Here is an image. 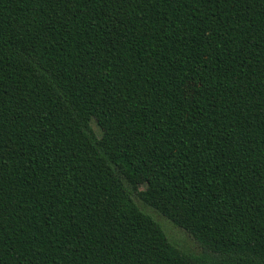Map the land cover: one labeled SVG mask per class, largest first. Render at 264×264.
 I'll return each instance as SVG.
<instances>
[{"label": "trees", "instance_id": "1", "mask_svg": "<svg viewBox=\"0 0 264 264\" xmlns=\"http://www.w3.org/2000/svg\"><path fill=\"white\" fill-rule=\"evenodd\" d=\"M0 264H264V0H0Z\"/></svg>", "mask_w": 264, "mask_h": 264}, {"label": "rangeland", "instance_id": "2", "mask_svg": "<svg viewBox=\"0 0 264 264\" xmlns=\"http://www.w3.org/2000/svg\"><path fill=\"white\" fill-rule=\"evenodd\" d=\"M190 90V85H188ZM92 125L95 127L94 122ZM96 129V127H95ZM97 130V129H96ZM137 203L148 213L152 214L161 224L163 229L165 230L168 237L179 243L181 247H183L186 250H189L192 253H200L202 251L201 246L199 243L184 229L175 227L174 224L167 218H165L163 215H161L159 212H157L155 209L144 206L140 203V201L137 200Z\"/></svg>", "mask_w": 264, "mask_h": 264}]
</instances>
